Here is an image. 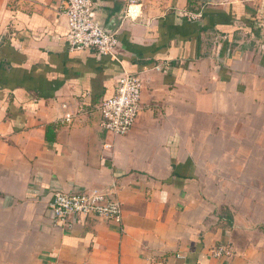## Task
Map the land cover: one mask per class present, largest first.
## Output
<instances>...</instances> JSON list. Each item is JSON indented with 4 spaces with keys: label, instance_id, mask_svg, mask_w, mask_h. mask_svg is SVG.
Returning <instances> with one entry per match:
<instances>
[{
    "label": "crops",
    "instance_id": "1",
    "mask_svg": "<svg viewBox=\"0 0 264 264\" xmlns=\"http://www.w3.org/2000/svg\"><path fill=\"white\" fill-rule=\"evenodd\" d=\"M92 1L116 57L69 48L62 0H0V264H264V0ZM123 70L141 111L116 136L97 107ZM55 191L122 223L59 229Z\"/></svg>",
    "mask_w": 264,
    "mask_h": 264
},
{
    "label": "built area",
    "instance_id": "2",
    "mask_svg": "<svg viewBox=\"0 0 264 264\" xmlns=\"http://www.w3.org/2000/svg\"><path fill=\"white\" fill-rule=\"evenodd\" d=\"M141 0H128L130 5ZM60 15L66 19V42L72 50H92L100 56L116 57L117 36L107 33L96 19L92 0H62ZM142 83L137 75L125 70L121 73L112 97L101 102L97 110L101 127L116 136L128 134L141 111ZM73 115L65 114L63 121L70 123ZM54 226L70 229L75 217L94 216L116 225L122 223L120 203L97 191L64 193L55 191L48 204Z\"/></svg>",
    "mask_w": 264,
    "mask_h": 264
},
{
    "label": "rangeland",
    "instance_id": "3",
    "mask_svg": "<svg viewBox=\"0 0 264 264\" xmlns=\"http://www.w3.org/2000/svg\"><path fill=\"white\" fill-rule=\"evenodd\" d=\"M263 139H261V144H262V149H261V151H264V137H262ZM260 154V153H259ZM259 154H256V161H258L259 160V157H261V161H264V153H261L260 155ZM253 156V154L252 155H250V157H252ZM262 169H264V164H262ZM229 171V178H238V176H239V171H237V170H228ZM225 173H227V171L225 172ZM250 174V172L248 173H246V175L248 176ZM253 174H251V176H252ZM255 177L257 178V179H261V181L263 182V180H264V170H262V172L261 173H255ZM258 186H256L255 188H257L258 190L260 189L261 191L263 190V194H264V185H262V186H259V184H257ZM248 188H250V186L248 187ZM251 188H253V187H251ZM260 199H262V198H260ZM263 200H264V197H263Z\"/></svg>",
    "mask_w": 264,
    "mask_h": 264
},
{
    "label": "water",
    "instance_id": "4",
    "mask_svg": "<svg viewBox=\"0 0 264 264\" xmlns=\"http://www.w3.org/2000/svg\"><path fill=\"white\" fill-rule=\"evenodd\" d=\"M122 19L121 15H113L112 17H110L109 21L107 24L104 25L103 29L107 32V33H114L116 31V29L119 26V23Z\"/></svg>",
    "mask_w": 264,
    "mask_h": 264
}]
</instances>
